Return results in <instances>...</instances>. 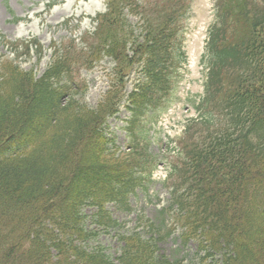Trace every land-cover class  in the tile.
Here are the masks:
<instances>
[{
	"label": "trees",
	"instance_id": "obj_1",
	"mask_svg": "<svg viewBox=\"0 0 264 264\" xmlns=\"http://www.w3.org/2000/svg\"><path fill=\"white\" fill-rule=\"evenodd\" d=\"M134 1L109 0L84 50L88 63L107 56L115 64L96 108L75 106L70 46L54 51L38 79L13 64L0 70V264H170L138 238L134 247L122 241L115 260L73 246L89 222L82 210L94 208L93 221L106 220L111 228L104 208L124 202L133 184L128 158L107 149L105 119L124 101L137 152L147 123L172 99L180 60L177 23L187 0H155L147 16ZM130 14L141 19L143 40L130 43L131 56L124 19ZM11 46L14 56L19 48L29 52L28 45ZM201 61L204 94L184 126L191 134L180 144V163L171 166L170 208L184 226L185 242L209 244L202 247L207 257L213 254L207 259L264 264V0H218ZM135 68L139 80L127 93Z\"/></svg>",
	"mask_w": 264,
	"mask_h": 264
},
{
	"label": "rangeland",
	"instance_id": "obj_2",
	"mask_svg": "<svg viewBox=\"0 0 264 264\" xmlns=\"http://www.w3.org/2000/svg\"><path fill=\"white\" fill-rule=\"evenodd\" d=\"M134 2L145 16L150 14L153 0ZM213 4L214 0L192 1L180 31L182 44L179 65L173 73V97L155 123L147 125L148 133L146 132L145 140H141L140 144L143 148L138 146L137 152L132 149L134 143L127 130L130 116L124 104L117 115L108 120V127L103 132L108 141L107 149L116 153V156L125 154L128 158L127 168L132 171L130 178L133 184L124 202L117 203L118 205L108 203L105 206L111 228L105 226L106 220L100 223L103 225L93 221V216L97 215L94 208L82 210L84 216H89V222L83 226V236L73 240V246L81 248L85 253L100 252L115 260L120 257L122 241L132 244L133 238H138L141 245L153 253V257L165 259L170 264L220 263L219 255L215 259H207L213 254L207 257L202 247L209 244L201 246L194 240L185 242L183 224L179 220L174 223L172 221L175 212L169 205L172 183L169 185L166 180L167 160L169 156H173L170 147L181 137L189 119L195 117L193 104L202 96L206 71L200 57L208 28L213 21ZM105 5V0H0V70L13 64L22 71L32 72L35 79H38L49 66L56 49H66V46H61L67 45L71 40L79 43L85 32L94 31L93 19L105 12ZM124 19L129 32H123L127 28L122 21V29L120 23L118 28L121 34L127 35L125 52L131 56L133 51L129 50L130 43L143 42L140 37L142 21L132 14ZM123 37L124 35H120V40ZM20 41H36L38 45L29 49L27 55L19 50L18 56H14L11 45ZM91 42L88 41V45ZM84 50L81 44L68 51L70 59L78 67L75 74L72 71V82L75 86L77 84V88L73 90L77 95L74 102L75 106L92 109L108 91L109 75L115 65L107 56L88 63ZM138 80L139 74L130 75L127 93ZM144 122L145 119L140 120L138 127ZM133 157L137 161H132ZM125 206H129L130 212L123 210ZM176 216L178 218L177 213ZM189 233L191 232L188 230L185 234ZM55 254L54 252L53 255Z\"/></svg>",
	"mask_w": 264,
	"mask_h": 264
}]
</instances>
